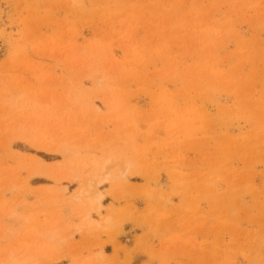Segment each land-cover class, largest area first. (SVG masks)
I'll return each mask as SVG.
<instances>
[{
    "label": "rangeland",
    "instance_id": "obj_1",
    "mask_svg": "<svg viewBox=\"0 0 264 264\" xmlns=\"http://www.w3.org/2000/svg\"><path fill=\"white\" fill-rule=\"evenodd\" d=\"M80 262L264 264V0H0V264Z\"/></svg>",
    "mask_w": 264,
    "mask_h": 264
},
{
    "label": "bare ground",
    "instance_id": "obj_2",
    "mask_svg": "<svg viewBox=\"0 0 264 264\" xmlns=\"http://www.w3.org/2000/svg\"><path fill=\"white\" fill-rule=\"evenodd\" d=\"M116 155V154H115ZM117 160V156H109L107 158H105L103 161H98L96 159H92L91 160H88V161H79L78 165L81 166L83 169H89L84 178H85V191H84V194L83 195H80V198H78V200H81L82 198H85L87 199L88 203L85 204V206H88L89 208L87 210H83L84 211V220H85V223H86V226H84V229L85 227H89L91 228L92 226H96V227H99V223L90 219V212L93 210L94 212L96 213H100L102 209H104V206L102 204V200H103V196L98 192L96 191V188L98 187H103V185L105 186V184H107L109 181H110V172H109V167L110 165L115 162ZM127 163H125V170H128L127 167L129 166V162L126 161ZM42 163V162H41ZM77 163H75L77 165ZM57 165H60L59 163L55 164V166ZM75 165V166H76ZM74 166V167H75ZM124 166V165H123ZM48 168V167H47ZM51 172H53V169L51 168ZM65 170V169H64ZM60 175H64L60 172V170L58 171ZM57 172V173H58ZM67 172V171H66ZM69 172V171H68ZM74 170H70V172L68 173V175H66L65 177H68L69 179L71 178H74V176L78 175V173L74 174ZM123 172L124 171H118L117 175L118 177L122 176L123 175ZM54 173V172H53ZM116 178V177H115ZM76 198V201H78ZM75 200V199H74ZM79 202V201H78ZM70 203V201L68 202L67 201V204ZM82 204V203H81ZM69 205V204H68ZM72 206V205H71ZM84 206V205H83ZM107 211H111L112 208L111 207H108L106 209ZM82 212V211H81ZM80 212V213H81ZM79 212H77L78 214ZM109 213V212H108ZM13 214V213H12ZM82 217V218H83ZM112 218V216H110ZM110 217L109 216H106V217H103L104 219V222L107 223L110 221ZM113 219V218H112ZM103 222V223H104ZM82 227V226H80ZM78 228V227H76ZM95 228V227H94ZM93 228V229H94ZM83 227L81 230H84ZM88 229V228H87ZM102 229V228H101ZM99 229V230H101ZM88 230H91V229H88ZM87 230V231H88ZM95 231L97 229H94ZM104 230V229H103ZM101 230V231H103ZM86 231V230H85ZM98 231V230H97ZM99 254V253H98ZM97 255V254H96ZM99 258H101L103 255L102 254H99L97 255ZM96 256L93 254L92 255V258ZM91 257H89V261L91 262ZM85 261L87 258H84ZM82 261V260H80ZM88 262V260H87ZM80 264H84L83 262H80ZM90 264V263H89Z\"/></svg>",
    "mask_w": 264,
    "mask_h": 264
}]
</instances>
